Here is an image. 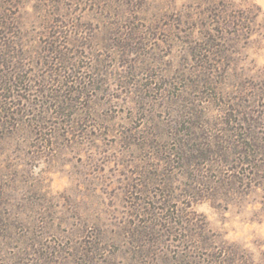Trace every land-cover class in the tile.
I'll list each match as a JSON object with an SVG mask.
<instances>
[{
	"label": "rangeland",
	"instance_id": "obj_1",
	"mask_svg": "<svg viewBox=\"0 0 264 264\" xmlns=\"http://www.w3.org/2000/svg\"><path fill=\"white\" fill-rule=\"evenodd\" d=\"M0 264H264V0H0Z\"/></svg>",
	"mask_w": 264,
	"mask_h": 264
}]
</instances>
